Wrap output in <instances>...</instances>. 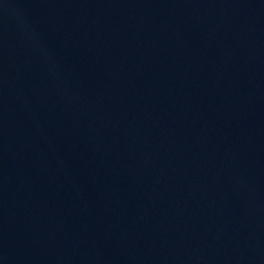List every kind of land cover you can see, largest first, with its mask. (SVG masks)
<instances>
[{
    "label": "water",
    "instance_id": "obj_1",
    "mask_svg": "<svg viewBox=\"0 0 264 264\" xmlns=\"http://www.w3.org/2000/svg\"><path fill=\"white\" fill-rule=\"evenodd\" d=\"M0 264H264V0H0Z\"/></svg>",
    "mask_w": 264,
    "mask_h": 264
}]
</instances>
